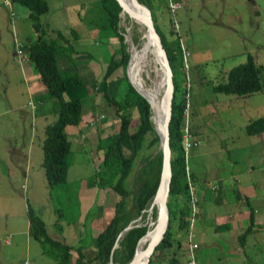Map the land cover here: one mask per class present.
Returning <instances> with one entry per match:
<instances>
[{
    "label": "rangeland",
    "instance_id": "1",
    "mask_svg": "<svg viewBox=\"0 0 264 264\" xmlns=\"http://www.w3.org/2000/svg\"><path fill=\"white\" fill-rule=\"evenodd\" d=\"M151 2L160 28L171 29L170 37L179 43L176 50L180 53L177 63L180 68L175 69V74L180 95L186 86L189 130L192 132L194 127L199 136V143L188 150L187 166L202 179L220 178L223 184V200L218 197L214 211L198 213V210L193 216L191 241L199 243L195 250L196 264H264V227L255 230L251 225V232L241 236L240 232L246 228L242 227L228 241L223 236L212 241L213 225L205 220L225 218L231 210L240 211L246 218L250 205L244 199L237 200L238 190L250 193L252 184L255 189L260 187L264 198V132L245 131L247 122L264 114V0ZM47 3L48 9L39 15L41 26L48 38L56 37L59 29L68 39L63 44L74 45L71 54L75 63L64 58L61 65L80 73L85 85L79 91L87 90L81 98L84 113L87 117L93 115L94 123L93 127L81 124L67 128L72 145L67 153L66 181L48 184L42 166L44 128L56 119L58 105L36 77L24 47L38 35L28 6L19 1L0 0V264H61V251L56 246L29 233L28 206L41 212L52 237L72 245V260L80 240L87 249L86 257L91 256L95 250L94 237L106 226L110 205L114 206L117 197L109 185L96 184L98 154L113 140L105 134L117 125L114 108L96 84L111 52L120 50L118 34L110 19L104 18V8L111 5L104 0H47ZM118 25L130 56L120 14ZM132 28V42H138L140 30L137 24ZM150 47L149 51L156 56L153 45ZM248 53L261 70V89L246 96L215 90L213 86L225 81L229 68L245 61ZM122 72L121 66L111 76ZM121 87L124 90L125 84ZM116 93L118 100L124 97L121 92ZM129 111L130 129L134 130L138 124L137 110L130 107ZM75 128L81 129L83 135L77 136L76 131L70 135ZM100 140L104 142L97 148ZM123 144L130 147L128 140ZM156 147L140 149L132 164V175L146 151L153 154ZM133 179L132 176L128 179L130 187ZM213 191L219 193L217 189ZM132 195L131 191L126 197L128 206ZM80 196L91 200L87 209L79 208ZM146 218L151 223V214ZM133 222L141 223L140 216ZM187 229L180 227L174 217L171 223L174 243L154 257V264H166L170 254L189 251ZM236 249L240 253L232 251Z\"/></svg>",
    "mask_w": 264,
    "mask_h": 264
},
{
    "label": "trees",
    "instance_id": "2",
    "mask_svg": "<svg viewBox=\"0 0 264 264\" xmlns=\"http://www.w3.org/2000/svg\"><path fill=\"white\" fill-rule=\"evenodd\" d=\"M11 1H19L28 6L29 16L33 20L35 30L38 31L37 38L34 41L24 44V47L27 48L29 59L38 73V78L46 85L47 93L55 99L58 105L56 119L49 122L44 128L45 137L43 140L42 166L48 184L51 185L64 182L67 178L69 166L67 153L72 145L71 140H69L70 138L68 139L67 128L69 126L81 124L86 127H93L94 123L92 120L94 116L88 115L87 117L84 113L81 98L87 94H82L83 92H87V90L84 89L83 91H79L85 85L80 73L75 69L64 68V66L61 65L64 58L69 62L75 63L73 53L71 54L75 48L74 45L71 43L69 44V42L67 45L63 44L68 41V39L59 29H57L56 37L48 38L45 36V31L41 26L39 15L41 12L48 9L47 0ZM104 1H108L109 5H111L110 8H104V10H106V16H104V18L110 19V25L114 31L117 32L120 41V50L118 49V53L114 50L111 52V56L102 71L101 78L96 84H98L97 86L102 91L107 103L114 108V116L117 118V125L114 126L111 132L109 131L105 134L107 138L113 137V140L107 144V148L103 152L98 154L99 166L97 165L98 176L96 178V184L100 187L109 185L110 188L114 189L117 197L113 206L112 216L106 226L94 237L95 250L92 255L86 257L85 250L87 249L84 248L80 240L79 244L76 246L77 255L74 260L71 258L72 245L52 237L46 230V222L42 215L28 206L27 216L29 221V233L43 242H48L56 246L58 251H61L60 259L63 261V263L61 261V264H110V262H112L111 264H123L129 261L135 252L138 240L150 227L146 215L149 212L151 200L157 188L161 170L162 153L159 146V134L154 129L151 120L152 110L150 104L146 98L133 87L125 69L130 58L129 74L134 79V83L143 87L142 90L145 94V85L136 73L134 62L129 56L127 45L124 41L123 32L118 25L121 6L117 0ZM139 1L145 3L152 11L155 27L161 37L162 44L166 49L172 67L174 83L171 117L169 121V143L171 148V179L167 201L169 224L163 238L154 248L148 262V264H154V257L162 252L165 247L174 243L175 239L171 230V223L174 217H177L180 227H189L191 208L189 202L188 173L191 182L193 179L192 175L194 174L190 171L189 167L186 168L182 144L186 123V117L184 115L186 86L184 92L180 95L181 89L179 88L175 74V69L180 68L179 64H177L180 53L179 49L176 50L179 43L176 38L170 37V34H172L171 29L163 30L160 28L151 0ZM122 14L123 11L121 17ZM60 38H62L64 42ZM130 40L132 39L130 38ZM132 43L135 48L141 51L140 45L137 42ZM66 47L69 48V51ZM130 52L135 57L138 55L132 47ZM154 58L157 59L155 55ZM142 59L145 62L143 56ZM121 66L123 67L122 74L112 77L111 75L113 72ZM156 66L158 67V63ZM260 73L261 70L255 62L253 55L248 53L246 60L229 68L225 81L216 83L213 88L227 93L246 96L261 89L262 74ZM143 75H147L144 66ZM188 79L187 77L185 80L188 81ZM122 84H125L124 90H122ZM67 92L76 93L72 94V96H67ZM116 92H121L124 94V97L118 100V93ZM130 107L137 110L138 124L134 130L130 129V117L128 115L131 114L129 111ZM90 123L92 125H90ZM159 124L161 125V122H159ZM245 131L248 134L263 132L264 114L247 122L245 124ZM77 132V136L83 135L81 129H77ZM71 134L73 133H70V135ZM148 135L149 138L147 139ZM124 140L129 141V148L126 145L124 146ZM103 142V140L98 141L96 147L100 148ZM143 146H145L146 149L151 146H157V149L153 154L150 153V151H146L145 156L141 158L137 169L132 175V164ZM130 176L134 178L132 187H130V183H127ZM131 191L133 193L132 203L128 206L126 197ZM249 210L253 215L251 205ZM251 214V220L248 222L249 224L245 226L246 228L244 227L245 230L243 229V231L240 232L241 236H245V234L252 230L251 225H253V218ZM136 216H140L141 223L133 222L130 228L120 234L124 227L129 222H132ZM155 217L156 206L154 204L150 221L154 220ZM217 227L220 228V226ZM214 230L218 231L219 229H216L215 226ZM115 242H117V245L113 248ZM198 247L199 243L194 249V257L195 250ZM183 257H185V260L182 259ZM166 259V264H189L191 255L189 251L180 255L172 253L167 256Z\"/></svg>",
    "mask_w": 264,
    "mask_h": 264
},
{
    "label": "water",
    "instance_id": "3",
    "mask_svg": "<svg viewBox=\"0 0 264 264\" xmlns=\"http://www.w3.org/2000/svg\"><path fill=\"white\" fill-rule=\"evenodd\" d=\"M117 2L121 6L120 12L123 9H125L128 13L136 16V18L141 19L145 23L146 31L149 37H151L153 42L159 47V50L161 52V58H163V62H164L165 70H166L165 86L163 90L164 95L162 96V99L163 97L165 98V101L162 102V104L164 105L163 106L164 124L162 127L161 134L157 131V133L159 134V146L161 148V153H162V163H161L159 182L155 190L153 201L150 204L149 212H148V214H151L152 207L154 204H156L155 235L146 245V248H145L146 253L140 258V254L138 253V243L141 240V238L147 233L148 231L147 230L146 233L142 237H140V239L138 240L136 244L135 252L132 258L129 261L123 263V264H148L154 248L163 238L165 231L169 224V209L167 205L168 196H169V188H170V179H171V148H170V143H169V138H170L169 121L171 117V103H172V97L174 93L173 71L170 65V61H169L166 49L163 46L161 37L155 27L151 9L145 3L139 0H129V3L132 6V8L126 5L123 2V0H117ZM131 84L142 96L146 98V100L150 104L146 95L139 88H137L134 83L131 82ZM150 107L152 110L151 104H150ZM160 115H161V110H159L157 116L159 117ZM164 178H166L165 188L163 186ZM152 221L154 222V220ZM131 226H132V222H129L124 227V229L120 232V234H122L125 230H127ZM116 245H117V242H115L113 248Z\"/></svg>",
    "mask_w": 264,
    "mask_h": 264
},
{
    "label": "bare ground",
    "instance_id": "4",
    "mask_svg": "<svg viewBox=\"0 0 264 264\" xmlns=\"http://www.w3.org/2000/svg\"><path fill=\"white\" fill-rule=\"evenodd\" d=\"M123 2L126 5H128L130 8H132V6L129 3V0H123ZM122 11H123V14L121 18H122V23L126 27L125 34L127 36V40L129 41V51L132 47L138 53V55L135 57L130 52V57L134 62L135 70H136L138 77L145 85V95L148 98L152 106V110H153L151 114V120H152L154 129L161 134L162 127L164 124V118H163V106L164 105L162 104V102L165 101V98L163 97L162 99V96L164 95L163 90H164L165 78H166V70H165L163 58H161V52L159 50L158 45H156L153 42L152 38L149 37L146 31L145 23L141 19L136 18V16L128 13L125 9H123ZM122 11L120 12V15ZM126 16L129 17L128 22L126 21ZM134 24H137L138 29L140 30V33H139L140 37L137 43L140 45V50L143 52L135 48L132 43V40H130L131 35H132V29H133L132 27L134 26ZM150 45H153V49L156 52V56L158 60L154 58L155 54L153 55V52L149 51L151 48ZM142 56L145 59L146 63L143 61ZM129 63H130V58H129L128 65H127L128 67L127 75H128L129 80L132 83H134V79L129 74ZM156 63H158L159 67L156 66ZM143 66L146 69V73H147L146 76L143 75ZM134 84L140 90L143 89L141 85H137L136 83ZM159 110H161V115L158 117L157 114ZM159 122H161V125L159 124ZM163 186L164 188L166 187V178H164L163 180ZM151 201H153V198ZM154 235H155V219H154V222L152 221L150 223V227L148 228L147 233L141 238V240L138 243V253L140 254V258L146 253V249H145L146 245L153 238Z\"/></svg>",
    "mask_w": 264,
    "mask_h": 264
},
{
    "label": "crops",
    "instance_id": "5",
    "mask_svg": "<svg viewBox=\"0 0 264 264\" xmlns=\"http://www.w3.org/2000/svg\"><path fill=\"white\" fill-rule=\"evenodd\" d=\"M35 75H36V77H38L37 72L35 73ZM38 79L40 80V78H38ZM41 87H44V85H41ZM40 102H42V101L40 100ZM74 131L77 132V129L76 128L72 129L71 133ZM191 133H192L193 138H197V139L199 138L198 134H196V130L194 129V127L192 128ZM259 133H261V132H259ZM191 172H193V171H191ZM193 174H194V175H192L193 176V179H192L193 187H194L195 193L197 194V196L199 198V206H198L199 212L198 213H201L203 210L207 213H212L214 211V209L216 208L215 203H216L218 197H220L219 199L221 201L223 200V197H222L223 184H222L220 178H217L216 180L215 179H202L198 174H196L194 172H193ZM251 188L253 190H251L250 193H247V192L239 189L238 190L239 199H237V200L239 201L241 199H244L249 205H251V210L253 211V215L251 214L249 209H248V214H247L246 218H245V215L242 214L240 211L231 210L233 212L227 213L225 215L226 216L225 218L219 217V220H217V221L211 222V221L205 219L207 222H209L213 225V227H212L213 231L210 234L212 241L216 240L220 236H223V238L226 241H228L229 237L234 235V231H238L242 227H245L248 224L249 220H251L250 214L252 215V218H253L252 219L253 226L256 227L255 230H257L258 228L264 227V198L262 196L263 193L259 190L260 187L255 189V185H253V184L251 185ZM214 189L219 190V193L215 194L216 192L214 193V191H213ZM83 192H84L83 194H85V189H83ZM212 193H214V195H212ZM90 201H91L90 199H88L86 197H83V199H82V196H80L79 197V205H80L79 208L81 209V208L85 207L87 209L88 206L91 205V203H89ZM212 201H214V202H212ZM88 203H89V205H88ZM110 206L112 207V209L111 208L109 209L110 212L108 214L111 217L113 205H110ZM39 213L41 214L40 211H39ZM103 215H104V213H102V217H101L102 220L104 219ZM110 217L108 218V221H109ZM215 226H216V229H219L218 231L214 230ZM217 226H220V228H218ZM27 227L29 230L28 216H27ZM232 251L240 253V249H236V250H232Z\"/></svg>",
    "mask_w": 264,
    "mask_h": 264
},
{
    "label": "built area",
    "instance_id": "6",
    "mask_svg": "<svg viewBox=\"0 0 264 264\" xmlns=\"http://www.w3.org/2000/svg\"><path fill=\"white\" fill-rule=\"evenodd\" d=\"M173 7H175V4L173 5ZM19 53L23 54V51L19 48L18 49ZM188 108L186 107L184 109V115L186 117V124H185V131H184V139H183V147H184V151H185V156H187L188 150L192 145H196L199 143V140L197 139H192L190 137V132H189V128H188V122H187V116H188ZM188 187H189V202H190V208H191V214L192 216L190 217V222H189V227H188V238H189V243H188V249H189V253L191 255V259L189 261V264H196V260L194 257V249L198 246V243L195 241H191V236H192V228H193V222H194V214H196L198 212V196L194 191V187L193 184L190 180V177L188 175Z\"/></svg>",
    "mask_w": 264,
    "mask_h": 264
},
{
    "label": "clouds",
    "instance_id": "7",
    "mask_svg": "<svg viewBox=\"0 0 264 264\" xmlns=\"http://www.w3.org/2000/svg\"><path fill=\"white\" fill-rule=\"evenodd\" d=\"M186 95H187V93H186ZM188 108V106L185 104V108ZM184 108V109H185ZM188 120H189V118H188V116H187V122H188ZM186 124V123H185ZM188 128H189V123H188ZM189 132H190V134H191V131L189 130ZM192 139H197V138H193V136H192V134H191V136H190ZM183 139H184V137H183ZM183 139H182V144H183ZM198 140V139H197ZM183 149H184V147H183ZM184 157H185V162H186V156H185V151H184ZM188 166H187V163H186V168H187ZM187 173H188V170H187ZM188 175H189V173H188ZM190 177V176H189ZM190 180H191V178H190ZM193 184V183H192ZM199 199V198H198ZM198 209H199V207H198Z\"/></svg>",
    "mask_w": 264,
    "mask_h": 264
}]
</instances>
